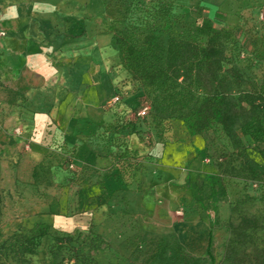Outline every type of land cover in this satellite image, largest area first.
<instances>
[{"label": "rangeland", "instance_id": "rangeland-1", "mask_svg": "<svg viewBox=\"0 0 264 264\" xmlns=\"http://www.w3.org/2000/svg\"><path fill=\"white\" fill-rule=\"evenodd\" d=\"M201 22L230 31L214 88L229 99L258 89L264 78V0H0V264L254 263L264 248V196L250 191L241 163L264 164L257 154L264 144L255 145L237 130L238 148L215 128L200 136L201 148L186 145L189 162H164L165 148L185 134L177 113L172 106L165 109V91L145 88L124 70L113 42L114 33L147 24L162 40L173 34L205 44L206 37L194 30ZM15 37L22 40L16 47L6 42ZM86 46L100 73L105 68L112 80L111 98L119 101L104 104L113 113L110 138L99 133L93 140L81 132L74 135L79 143L69 146L50 116L55 109L44 105L45 94L37 90L57 78V67H76V53ZM52 48L72 56L52 60ZM18 51L29 64L16 74L10 65ZM47 56L54 69L48 77L36 65ZM176 91L191 105L204 96L188 82ZM148 114L157 119L158 132L167 130L164 141L155 140L145 121L146 130L136 131ZM260 118L264 126V108ZM127 131L158 148L153 156L137 153L131 175L123 177L110 159L118 151L111 141L122 142L115 134ZM93 145L109 161L105 167L87 160ZM34 146L48 150L40 154ZM204 154L221 162L207 166ZM80 155L85 160L77 166ZM244 217L255 218L257 227L243 228ZM26 239L34 245L32 254Z\"/></svg>", "mask_w": 264, "mask_h": 264}, {"label": "trees", "instance_id": "trees-1", "mask_svg": "<svg viewBox=\"0 0 264 264\" xmlns=\"http://www.w3.org/2000/svg\"><path fill=\"white\" fill-rule=\"evenodd\" d=\"M137 28L113 34L121 65L133 77L139 79L145 88L166 92L162 98L167 102L165 109L168 105L172 106L173 112L177 113L176 121L185 134L201 136L218 128L228 136L232 144L241 148L242 142L237 134L239 130L255 145L264 144V126L260 118V112L264 108V78L258 89L240 93L235 99H229L225 93L214 88L224 58V42L229 38L230 31L215 30L209 23L201 22L194 30L196 34L206 37V43L198 44L173 34L162 40L160 35L147 28V24H139ZM186 82L195 84L204 92L198 104L191 105L187 95L176 91L178 84ZM144 121L150 127L153 126L155 140L164 141V132L167 130L163 129L164 127H159V132L156 130L158 123L154 115L148 114L142 119L143 123ZM167 124L171 126L174 122L170 120ZM115 138L118 140V137ZM111 142L118 148L115 153H110L112 164L121 170L123 177H129L135 167L137 152L129 149L123 142ZM257 154L264 163V147L257 149ZM206 157L210 159L207 166L221 162L220 157L211 158L204 154L203 158ZM241 167L246 171V185L250 191H257L264 196V164L246 160L241 163ZM257 224L255 218L244 217L240 221L243 228H255ZM211 230L210 224L207 252L212 261L209 254ZM26 242L25 250L32 254L34 245L30 239H26ZM253 264H264V248L257 253Z\"/></svg>", "mask_w": 264, "mask_h": 264}, {"label": "crops", "instance_id": "crops-1", "mask_svg": "<svg viewBox=\"0 0 264 264\" xmlns=\"http://www.w3.org/2000/svg\"><path fill=\"white\" fill-rule=\"evenodd\" d=\"M24 23L25 21L23 20L21 24ZM6 42L16 47L15 45L22 43V40L19 37H15L8 38ZM82 49V51L76 53L75 60H77L78 64L73 68H62L59 66L54 71L49 59H47L48 56L41 57L36 63V65L40 64L39 67H42V75L48 77L52 75L54 71L57 76L54 80L46 79V89L41 88L40 90H36L38 94L42 93L43 96L47 94V97L45 98L44 96L43 98V102H45L44 105L50 108L53 106L55 109L52 111L53 108H51L52 112L50 116L59 126L58 131L63 135L62 140L68 142L69 146H74V144L78 142L74 135H76V137L80 136L81 132L83 134L92 135L93 140H97V134L99 133H103L110 138L111 135L108 134L107 128L109 125L113 124V113L104 108L105 101L111 98L113 92L114 87L112 80L105 68L103 69V74H101L100 69L95 66V61L91 56L89 47L86 46ZM52 51L54 52L55 50L52 48ZM53 52L51 54H53ZM52 56H54L52 60L63 61L69 59L72 53L70 50H67L63 53L54 52ZM26 57L27 56L24 54L22 55L20 51L13 53L10 68L16 74L21 73L22 70L27 68V64L29 63ZM51 102L53 104H50ZM137 125L138 129H136V131L146 130L143 122ZM71 134H73V136H71ZM116 136L118 138L124 137L122 142L129 149L136 151L141 157L149 154L153 156L157 153L156 149L158 147L154 146L155 144H153V148L147 147V145L143 143L140 135L135 134V132H121L120 134H115V137ZM179 140L177 143L173 140L175 143H169V146L165 148L163 159L167 164L171 163L170 159L174 160L177 157L178 160L174 161L180 166L189 162L192 157V152H189L190 148L186 147L187 144L192 146V150L203 146V140L198 135L188 136L184 134L183 139L181 138ZM178 147L181 148H179V151H176L177 154H174L173 149ZM33 150L40 154H45L48 149L42 148L40 150V148L34 146ZM82 150L83 147H80L79 151ZM92 150L87 160L91 161L98 168L105 167L109 161L106 158L100 159L98 157L97 152L101 151L100 148L93 145ZM166 152L168 153L166 154ZM169 154L172 155V157H168ZM77 159L78 160L75 161L77 166L81 165V162L85 160L84 156L81 155ZM138 174L139 172L137 173V177ZM152 176L151 174V177ZM145 181L147 182V179ZM107 183L110 182L106 181V184Z\"/></svg>", "mask_w": 264, "mask_h": 264}, {"label": "built area", "instance_id": "built-area-1", "mask_svg": "<svg viewBox=\"0 0 264 264\" xmlns=\"http://www.w3.org/2000/svg\"><path fill=\"white\" fill-rule=\"evenodd\" d=\"M118 101H119V97L114 96V97H112V98L109 99L108 105L115 104ZM137 115H138V113H137ZM203 161H204L205 164H207V163L210 162V159L206 157V158L203 159Z\"/></svg>", "mask_w": 264, "mask_h": 264}]
</instances>
